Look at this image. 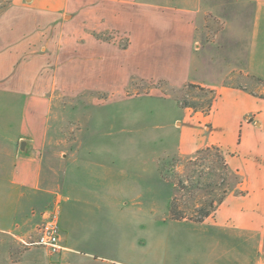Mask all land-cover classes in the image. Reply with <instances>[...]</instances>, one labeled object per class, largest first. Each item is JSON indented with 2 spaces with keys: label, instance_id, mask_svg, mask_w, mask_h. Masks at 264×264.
<instances>
[{
  "label": "crops",
  "instance_id": "obj_1",
  "mask_svg": "<svg viewBox=\"0 0 264 264\" xmlns=\"http://www.w3.org/2000/svg\"><path fill=\"white\" fill-rule=\"evenodd\" d=\"M211 22L220 28L212 31ZM54 44L78 46L73 59L87 51L89 89L125 91L139 78L215 92L208 112L189 109L187 127L177 123L179 151L189 156L220 147L238 178L201 223L219 231L215 264H262L256 255L264 256V0H12L0 15V234L16 241L35 239L48 208L74 195L65 197L63 166L55 168L47 149L57 69L47 49ZM81 155L70 156L72 162ZM75 203L60 220L62 253L16 246V264L147 263L152 248L138 239L143 231L121 228L125 213L145 214L143 202L128 206L100 195ZM115 208L121 216H113ZM222 236H232L237 248Z\"/></svg>",
  "mask_w": 264,
  "mask_h": 264
},
{
  "label": "rangeland",
  "instance_id": "obj_2",
  "mask_svg": "<svg viewBox=\"0 0 264 264\" xmlns=\"http://www.w3.org/2000/svg\"><path fill=\"white\" fill-rule=\"evenodd\" d=\"M11 2L0 0V15ZM210 24L212 31L220 28L214 22ZM128 44V38L123 36L121 47ZM76 47L54 44L47 49L50 62L57 59L47 149L53 155L55 168L63 166L61 184L65 197L66 193L74 194L70 195L71 201L60 204L61 218L73 201L83 206L86 200L106 195L110 199H126L131 206V200L137 199L139 205L143 202L145 214L135 218L125 213L121 228L143 231L138 239L145 249L152 248L145 264L221 262L218 257L222 248H216V240L221 238L218 230L210 224L178 221L171 215L172 209L189 218L215 211L238 182L220 147L203 148L189 156L179 151L181 134L177 123L186 121L187 127V120L183 119L189 109L188 112H208L215 92L195 85L179 88L163 80L150 83L139 78H132L125 91L89 89L87 51L73 59L71 49ZM79 47L87 48V44ZM102 81L106 82V78ZM78 152L83 155L73 163L71 157ZM62 153L71 156L64 163L59 159ZM100 174L106 179H97ZM112 214L121 216L116 208ZM110 228L114 230L115 225ZM222 237L224 245L237 248L232 236ZM16 246L26 249L22 241L0 234V264L21 261V253L14 251ZM258 260L264 264L261 254L256 255Z\"/></svg>",
  "mask_w": 264,
  "mask_h": 264
},
{
  "label": "built area",
  "instance_id": "obj_3",
  "mask_svg": "<svg viewBox=\"0 0 264 264\" xmlns=\"http://www.w3.org/2000/svg\"><path fill=\"white\" fill-rule=\"evenodd\" d=\"M61 199L58 198L52 208L48 209L42 215L43 221L37 228V235L35 239L22 240L24 245L32 247H40L46 250L50 255H58L64 250L61 239V216L60 207Z\"/></svg>",
  "mask_w": 264,
  "mask_h": 264
},
{
  "label": "trees",
  "instance_id": "obj_4",
  "mask_svg": "<svg viewBox=\"0 0 264 264\" xmlns=\"http://www.w3.org/2000/svg\"><path fill=\"white\" fill-rule=\"evenodd\" d=\"M171 212H172L171 213L172 218L175 219V220L182 221V220H186L187 219V220L192 221L194 223H202V222H204L205 218L209 217L213 213V211L207 210L200 217H190L189 218V217H186L183 214L176 213L173 209H172Z\"/></svg>",
  "mask_w": 264,
  "mask_h": 264
},
{
  "label": "water",
  "instance_id": "obj_5",
  "mask_svg": "<svg viewBox=\"0 0 264 264\" xmlns=\"http://www.w3.org/2000/svg\"><path fill=\"white\" fill-rule=\"evenodd\" d=\"M25 147H26V142H22L21 150H25Z\"/></svg>",
  "mask_w": 264,
  "mask_h": 264
}]
</instances>
